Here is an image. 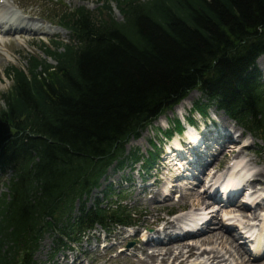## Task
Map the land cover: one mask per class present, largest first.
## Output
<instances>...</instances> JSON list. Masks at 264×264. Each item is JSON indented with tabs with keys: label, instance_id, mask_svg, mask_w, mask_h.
<instances>
[{
	"label": "trees",
	"instance_id": "16d2710c",
	"mask_svg": "<svg viewBox=\"0 0 264 264\" xmlns=\"http://www.w3.org/2000/svg\"><path fill=\"white\" fill-rule=\"evenodd\" d=\"M114 3L121 20L108 1L95 11H63L56 23L68 43H41L45 58L26 56V66L5 72L11 84L1 95L0 174L11 176L0 198V264H36L46 234L54 256L97 227L110 233L137 225V212L112 184L102 192L105 207L86 199L112 166L141 163L150 174L160 146L151 141L143 155L127 153L126 144L193 90L201 98L187 114L190 124L193 112L206 117L214 107L264 145L256 66L264 55V0ZM182 123L172 121L161 135L181 133Z\"/></svg>",
	"mask_w": 264,
	"mask_h": 264
},
{
	"label": "rangeland",
	"instance_id": "374dc122",
	"mask_svg": "<svg viewBox=\"0 0 264 264\" xmlns=\"http://www.w3.org/2000/svg\"><path fill=\"white\" fill-rule=\"evenodd\" d=\"M19 1L25 3L26 6L29 5L27 6L28 9L32 10L35 13V18H33L35 22L36 21L40 22L39 18H42L45 20L44 22L47 23L51 22L52 24L49 23L51 25L54 24L53 26H57L56 17L61 16L63 11L72 12L73 10L81 6L89 11H95L97 10L98 6L100 7L101 2L104 1H108L110 3L115 18L121 20V17L115 7V3H114L115 0H24V1L19 0ZM57 29L58 31L56 30L54 33L52 32L51 34L48 35L35 36L31 44L25 43L23 40L18 39V44L14 43L9 48V50L11 51H7V49H4L6 51H4L3 49L0 50V56H1L0 109L3 108V103L1 102V95L9 90L11 84L10 81L7 79V77H5L6 70L11 67L21 68L22 66H26V63L24 62V57L26 56L45 58L43 53L38 49L39 48L38 46L41 45V43H45L47 46H51V43L53 41L68 43L69 40L68 31L62 28H57ZM262 57H264V55L259 58ZM49 62L51 64H54V62L51 60H49ZM256 66L261 73V81L262 83H264V69L262 67H259L258 62H256ZM191 92H194L193 99L186 105V107L182 111L174 108L175 110L172 109L166 114L160 116L157 119V121L153 123L152 126H150L147 130L141 133L138 139L135 140L131 139L126 144L125 151L127 153H130L134 149H138V151L141 154L146 155L147 151L153 150L150 144V142L152 141L155 142L157 146H160L162 152V148H164V144H167L168 147H172L175 144H177L179 140H182L181 139L182 135H180V137L173 135V137L169 141H165L164 139L165 137L161 135V133L166 132L165 131L166 129L173 126L172 121L176 119H180L182 121L183 119L182 115L189 114V111L192 110V106L194 102H196L201 98V93L199 91L193 90ZM192 118L195 120V124L198 127V130L199 128L201 131L204 130L203 129L204 126L206 127L207 125H204L203 123H207L208 125L210 124L212 125L209 128H213L214 125L216 130L218 131L221 130L222 132L223 130L221 126V121L223 122V119L225 118L227 119L226 120L228 123L227 125L229 126L228 130H230L232 136L237 142L236 149H240V147L242 146L248 147V150L244 151L241 154L240 166L243 167V173L238 176L240 180H242L243 178H244L243 180H248L253 177L256 170H264V148H263L264 145L261 142V140L254 139L253 137H251L245 130L241 129L233 121H231L223 112L218 111L216 108L213 107L208 109L206 117H203L202 115L200 117V115L197 112L195 113L193 112ZM183 125H186L185 122H183ZM207 129L208 128H206L205 130ZM216 150L217 149L212 148L210 153L216 154L215 152ZM163 157L164 155L162 156V158ZM208 157H210V155H208ZM252 159L253 160L255 159V164H252L251 162ZM140 166L141 163L131 165L130 162L125 164L124 167L119 170H117L114 166H112L107 171L105 178H102V180L100 181L101 182L100 188L93 190L90 196L86 199L87 202L86 206H92L94 204V200L98 198L99 201H102L103 203L102 206L105 207L107 202L104 200L102 192L106 190V188L110 184H112L116 189L115 190L116 192H121V191L124 192L125 199L122 204L125 207H127V209H129L130 211L137 212V216L135 215L136 216L135 219H138V225L132 228L115 227L113 232H110L109 234L110 237L108 239L107 236H104L102 232L103 230L97 228L96 231L89 233L81 241L79 240V242H76L75 244H71V246L68 247L69 249L67 248L65 250H61L58 254L54 256L52 255H53V247L55 246L51 239L52 237L49 234L48 235L46 234L41 240L39 247L34 255L33 260L36 262V264H66L67 262L66 263L64 262V257H67L68 262H70L72 261V257L74 256L80 257V261H82L84 264L85 263L92 264L91 262H93V264H96L102 259H111L110 263H106V264H139L137 263V260H139L142 257L140 253L134 254V248H136V246H140L141 243H143L146 240L147 232H152L151 231L152 227L148 225L149 223L153 222L155 219L159 217L165 218L166 216H167L166 219L175 220V222L179 226H181V224H192V220H194L195 223L198 222L202 223V221L207 220L210 217L211 213H213L214 211L218 213L217 217L219 218L216 219L217 221H215L214 224L212 225L211 223L208 224L209 227L211 226L210 231L214 232L220 230L218 228L219 226H217L218 223L220 225L224 223L228 228H231L232 226H236V230L231 231L232 233H230V235H233L235 237L237 236L235 245L243 246L244 250L247 251V246L240 244L242 242L241 241L242 239L240 238L241 234L239 236V231L242 226H245L242 225L245 222H249L250 224L255 225V231L256 232L259 231L261 228L259 220L261 219L262 216H264V211L262 212L261 211L262 209H258L259 210L258 215L260 216L258 220L253 221L251 220L252 218L250 216L248 219L242 220L241 218L237 217V215L230 213V207H232L235 203L241 201L247 202L248 204H250L253 201L255 203L262 201V199H264V177H262L259 183H257V185L255 186L254 191H257V193L254 194L253 196H250L249 194L252 190H248V193H246L243 198H241L242 194L239 196L236 195L234 201H231L228 204L224 202H220L218 204H212L211 203L212 200L209 198V196L211 195L212 197L214 196L216 197L215 193L217 192V188H218L216 186H218V184L215 187L212 186L211 188H208L210 186L209 184L211 183L209 182L211 178H209L207 174H201L198 176L199 177L198 180H200V182H197V180L195 181L194 179H183L182 181L178 182L177 186L179 187L177 189L168 191L167 193L166 189L172 186L171 183H174L172 182V180L176 179L175 178L176 173L165 171L164 169H162V167L159 166L161 170L159 168H156L158 169L157 175L155 177L153 176L154 174V169H153L150 172V174L146 176L147 178L145 177L146 180L145 182L143 181L144 185L142 186L141 185L142 169ZM208 166L210 168L211 174L215 172H217V175L220 174V176L219 175L217 176L220 179V181L222 179L223 173L227 171H230V175L235 174V172L233 171L235 169V162L230 160L228 156L227 158H224L223 156L219 155V157L218 158L216 157V159L212 161V163H210ZM10 176H11L10 172L0 174V198L4 192L5 193L7 192L6 184ZM155 179L157 180V182L154 181ZM220 181H218L217 183H219ZM153 182H155L156 185L154 187L150 186L153 185ZM148 184L150 187H152L151 190H147V188H149ZM236 187H238V185ZM231 189L232 188H230V190ZM206 190L208 197L203 196V198L205 202L208 201L207 202L208 207L206 210H204L205 208L204 209L202 207L198 208L194 205L193 196L197 193L204 194ZM156 192L158 193L159 197L163 196L162 195L163 192H166L167 194H169V198H167L166 200H162V198H158V202H152V199L154 198ZM183 193H186V195ZM218 198L219 197H217L216 199ZM237 199L240 201H236ZM112 200L114 202L116 200V197L112 196ZM76 204L77 206H79V202H76ZM110 207H112L111 204ZM181 211H184L185 214H189L188 217L185 214L183 215ZM172 214L175 215L172 216ZM183 216H186L185 221L184 220L180 221L179 218ZM157 223L158 222H154L153 224H157ZM158 226L159 223L155 226V228H158ZM209 233L210 232L207 231L205 234L188 237L184 240L186 242H191L188 240L192 238L194 239L199 238ZM223 233L228 235L226 231H224ZM164 237L165 236L161 235L160 238H164ZM158 238L159 237H156V239ZM127 246L129 247L128 250H126ZM121 247L124 248V250L121 249ZM206 247L209 250L213 248V246H206ZM214 247L217 248L216 250L223 252V254L225 253L224 251H222V246H220L219 244L215 245ZM203 248L205 247H202L201 250H203ZM121 251L124 252L121 254L120 253ZM136 252H140V251H136ZM201 252L202 251H200L199 253ZM253 252L260 255V253L263 252V249L260 248L259 250L256 251L253 249ZM226 256L228 260L226 261V263H222V264H236L237 262L236 257L229 258L228 255ZM132 257L136 259V261H132ZM207 259L208 256L205 255L202 258L193 259L191 260V262L192 264H200V263L204 264L207 261ZM251 259H253V257ZM260 261H264V258L259 260V262Z\"/></svg>",
	"mask_w": 264,
	"mask_h": 264
},
{
	"label": "bare ground",
	"instance_id": "6f19581e",
	"mask_svg": "<svg viewBox=\"0 0 264 264\" xmlns=\"http://www.w3.org/2000/svg\"><path fill=\"white\" fill-rule=\"evenodd\" d=\"M27 6L25 3H22L19 0H11V1L10 0H0V50L7 49V51H11L9 50V48L14 43L18 44V39L23 40L25 43L31 44L35 36L48 35V34H51L52 32L54 33L56 30L58 31L57 28H60L57 26H53L54 24L51 25L52 23L49 21L48 22L51 24L44 22L45 20L42 18H39L40 22H37V21L35 22L33 20V18H35V13L32 10H29ZM258 65L259 67H262L264 69V57L259 58ZM193 94L194 92L191 93L188 96V98L185 99L178 107H176V109L182 111L186 107V105L190 101H192ZM185 116L187 117V114L182 115V118H183L182 122H185L187 120ZM226 120L227 119L225 118L223 119V122L221 121L223 132L221 130L220 131L216 130L213 125V128H208L207 130L204 129L202 133L200 134L199 138L197 135L188 133L189 137L191 139H194V141L190 143H194L195 141H198L200 143L199 146L196 143L189 144L187 146V148L191 150V153L199 152V151H208L213 146L219 145L218 152L216 153V155L213 156L207 164L203 165L200 168L197 175H193V177L191 178V179H194L195 181L197 180V182H200V180H198L199 178L198 176L201 174H207L209 178H211L209 180V182L211 183L209 184L210 186L208 188H211L212 186L215 187L219 179L217 176L218 175L220 176V174L217 175V172L211 174L210 168L208 166L210 163H212V161L216 159V157L218 158L220 155V156H223L224 158H227L228 156L230 160L235 162L234 170H236L241 165V161H240L241 154L244 151L248 150L247 146H242L240 147V149H236L237 142L232 136V133L230 132V130H228L229 126L227 125L228 123ZM251 162L252 164H255V159L254 160L252 159ZM178 164H180V162ZM174 166H175L174 163H172L169 167L173 169ZM180 174L178 175L180 176ZM187 175H189V173H187ZM239 175L240 174L229 176L227 178L226 188L229 185L233 184ZM262 177H264V170H256L252 178L248 180H244L243 182H241L242 180H240L241 183L238 185L237 189L236 187L233 188L236 190L234 193L230 192L231 190H233L231 189L229 190L230 193H228L226 196L223 195V197L221 194L220 198L218 199H216L215 196L214 197L211 196V198L209 196V198L212 200L211 203L218 204L220 202H224L228 204L231 201H234V199L236 198V195L239 196L242 194L241 198H243L244 195L248 193V190H252L249 194L250 196H253L254 194L257 193V191H254V188L257 185V183H259ZM184 179H187V178H184ZM182 180L183 179H179V178L172 180V182L174 183H171L172 186H170V188H167L166 192L168 193V191L177 189L179 187L177 186L178 182ZM222 184L223 183H221L220 185L221 187L223 186ZM150 186L154 187V184ZM150 186L148 184L149 188H147V190L152 189V187ZM216 193L219 194L218 191ZM183 194L186 195V193H183ZM203 196H207V190L204 192V194H199V193L195 194L193 196V203L196 207L198 208L202 207L203 209L205 208L204 210H206L208 207L207 206L208 201L205 202ZM158 198H162V197H159L158 193L156 192L154 198L152 199V202H158ZM166 199H167L166 197H163L162 200H166ZM238 199L236 201H240ZM258 209H262L261 210L262 212L264 211V199H262V201L257 202V203L253 201L250 204H248L247 202H242V201L237 202L232 207H230V213L237 215V217L241 218L242 220H246L250 216L252 218L251 220L254 221L260 218V216L258 215V211H259ZM217 215L218 213L216 211L211 213L210 217L208 218V224L210 223L211 225L214 224V222L217 221L216 219L219 218L217 217ZM166 217L165 218L159 217L155 220L153 219L154 221L148 224L150 227H152V230H151L152 232H147L146 240L143 243H141L140 246H136V248H134V254L140 253L142 257L139 260H137V263L139 264H190L191 263L192 264L191 260L196 259V258H202L205 255H207L208 259L204 264H208V262L209 264H222V263H226V261L228 260L226 255H228L229 258L230 257L237 258L236 264H264V261L259 262V260L264 258V254L261 256L259 254L257 255L255 254L252 256L251 254L249 255L248 252L244 250L243 246L235 245L237 236L235 237L233 235H230V233L231 231L236 230V226H232L231 228H228L224 223H222L221 225L218 223L217 226H219L218 228L221 231L218 230V231L213 232V231H210L211 226L209 227L208 224L201 223L200 226L202 230L205 226L204 231L201 230L200 232L199 231L196 232L198 234H191L188 230L184 232L181 229V226H178L175 220H169V219H166ZM181 219H184V217H182ZM259 221H260L261 228L264 230V216H262ZM154 222L159 223L158 228H155V226L158 223L153 224ZM199 224H200L199 222L195 223L194 220H192V224L190 225H193L196 227ZM203 224L205 225L203 226ZM245 224L247 226L252 225L249 222H245ZM187 227H190V226H187ZM207 231L210 233L202 237H199V238H195V239L192 238L188 240L191 242H186L184 240L188 237L205 234ZM224 231H226L228 235L224 234L223 233ZM161 235L165 237L162 240L158 241L156 237L160 238ZM253 235H255V233H252V236ZM247 236H250V234H248ZM254 239L257 243V245L255 246L256 250H259L260 243L263 240V236L261 234L255 235ZM217 244L222 246V251L225 252L224 254L223 252L216 250L217 248H215L214 246ZM251 245H253V242H251ZM206 246H213V248L209 250ZM202 247H205V248L201 250ZM121 249L123 248L121 247ZM136 251H140V252H136ZM200 251L202 252L199 253ZM251 256L253 257V259H251L252 258ZM118 257H121V256H118ZM110 261L111 259H102L96 264H106V263H110ZM132 261H136V259L132 257ZM64 262L65 263L67 262L66 264H84L82 261H80V257H75V256L72 257V261L70 262H68L67 257H64ZM91 263L93 264V262Z\"/></svg>",
	"mask_w": 264,
	"mask_h": 264
}]
</instances>
